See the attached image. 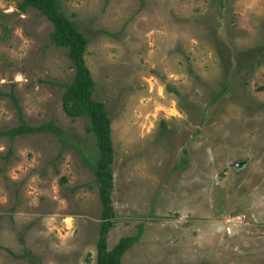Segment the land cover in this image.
Instances as JSON below:
<instances>
[{"label": "rangeland", "instance_id": "1", "mask_svg": "<svg viewBox=\"0 0 264 264\" xmlns=\"http://www.w3.org/2000/svg\"><path fill=\"white\" fill-rule=\"evenodd\" d=\"M18 1L0 0V128L16 123L11 89L29 123L63 137L0 135V264H94L93 137L61 109L65 48ZM61 5L110 118L107 247L138 233L120 264H264V0Z\"/></svg>", "mask_w": 264, "mask_h": 264}, {"label": "trees", "instance_id": "2", "mask_svg": "<svg viewBox=\"0 0 264 264\" xmlns=\"http://www.w3.org/2000/svg\"><path fill=\"white\" fill-rule=\"evenodd\" d=\"M16 6L21 10L35 7L51 23L50 42L65 48L73 73L68 80L58 82L62 86L61 109L70 117L85 116L84 128L92 135L94 142V147L88 151V155H82V163L92 175L100 201L94 264H120L122 253L138 238V233L121 235L113 245L107 247L106 236L114 216L110 198L113 146L110 118L105 106L91 94L94 82L83 56L87 37L77 28L75 22L64 14L61 0H19ZM262 59L264 53L259 57V61ZM224 88L226 87L223 86L218 92ZM4 94L9 96L15 108L16 123L0 128V135H6L11 140L16 135L50 131L60 138L63 137L61 128L53 120L29 123L14 92L9 89ZM10 149L9 146L8 151Z\"/></svg>", "mask_w": 264, "mask_h": 264}, {"label": "water", "instance_id": "3", "mask_svg": "<svg viewBox=\"0 0 264 264\" xmlns=\"http://www.w3.org/2000/svg\"><path fill=\"white\" fill-rule=\"evenodd\" d=\"M239 163L238 162H235V165H238Z\"/></svg>", "mask_w": 264, "mask_h": 264}]
</instances>
